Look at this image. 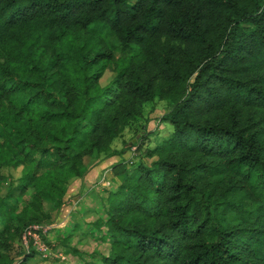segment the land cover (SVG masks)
Here are the masks:
<instances>
[{
    "label": "trees",
    "instance_id": "1",
    "mask_svg": "<svg viewBox=\"0 0 264 264\" xmlns=\"http://www.w3.org/2000/svg\"><path fill=\"white\" fill-rule=\"evenodd\" d=\"M153 101L170 136L136 164L125 153L138 142L124 144L115 188L90 208L85 237L105 252L64 253L264 264V0H0V264L36 255L23 231L51 226L47 206L59 212L75 181L108 170L112 143L145 129Z\"/></svg>",
    "mask_w": 264,
    "mask_h": 264
},
{
    "label": "rangeland",
    "instance_id": "2",
    "mask_svg": "<svg viewBox=\"0 0 264 264\" xmlns=\"http://www.w3.org/2000/svg\"><path fill=\"white\" fill-rule=\"evenodd\" d=\"M112 77L110 71H107L105 75L101 78L100 82L105 85ZM168 111V107L165 102L153 101L147 103L144 106L145 115L148 118L150 115L149 122H147L143 127L141 125H133L127 127L118 140H115L111 145V151L115 152L109 158L104 159L102 166L107 168L106 172L103 171V176H100V170L92 169L87 175V183L77 184L72 195L69 196L70 201L67 205L62 208L59 212L51 211L50 206L46 207V211L51 212L53 229L47 236V241L54 246V254L56 256H51L49 258L42 259L38 254L34 255L26 264H75L77 259L69 254H65V247L63 245L69 244L70 246L77 247L84 253L91 254L92 252L98 250L105 252V246L102 244H97L94 240L90 239L89 236L85 237V232L89 228L90 223L95 219V214L93 215L90 211L92 206H98V198L106 197L105 189L115 188L112 182L117 181L115 174V169L112 170V165L119 162L117 153L120 152L126 145L135 144L138 142L130 151H126L125 158L127 163L136 164L138 158L136 157L137 150L142 148L152 149L159 145L163 140L167 139L171 132L172 127L169 124L161 123L159 118L162 114ZM146 133V135H144ZM141 137V142L140 140ZM149 164V160H144ZM14 180L19 177V170L11 172ZM78 183L77 181H75ZM109 183V184H108ZM76 199V200H75ZM78 201V202H77ZM77 202V203H76ZM79 220V226L73 229V224ZM94 232V229H90ZM72 234L69 240H64L65 236ZM53 252V251H52ZM86 256V255H85ZM51 258V259H50Z\"/></svg>",
    "mask_w": 264,
    "mask_h": 264
},
{
    "label": "built area",
    "instance_id": "3",
    "mask_svg": "<svg viewBox=\"0 0 264 264\" xmlns=\"http://www.w3.org/2000/svg\"><path fill=\"white\" fill-rule=\"evenodd\" d=\"M103 175L104 174H102V176ZM52 228L53 226L49 225H32L27 227L21 235V244L24 250L29 252L33 249L42 259L56 256L52 252L51 247L43 241L42 237L46 236Z\"/></svg>",
    "mask_w": 264,
    "mask_h": 264
},
{
    "label": "crops",
    "instance_id": "4",
    "mask_svg": "<svg viewBox=\"0 0 264 264\" xmlns=\"http://www.w3.org/2000/svg\"><path fill=\"white\" fill-rule=\"evenodd\" d=\"M87 181H89V180H87V177L85 176L84 179H83L82 181H79L78 183H74L73 189L76 187L77 184L80 186L81 184H85V183H87ZM75 200H76V199H75ZM77 202H78V201H77ZM77 202H76V203H77Z\"/></svg>",
    "mask_w": 264,
    "mask_h": 264
}]
</instances>
